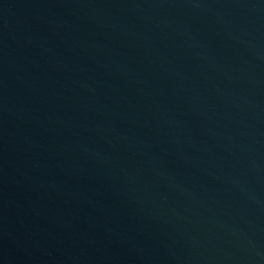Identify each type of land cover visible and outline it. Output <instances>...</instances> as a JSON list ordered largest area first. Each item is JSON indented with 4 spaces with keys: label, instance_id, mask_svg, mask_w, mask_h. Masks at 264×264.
<instances>
[{
    "label": "water",
    "instance_id": "1",
    "mask_svg": "<svg viewBox=\"0 0 264 264\" xmlns=\"http://www.w3.org/2000/svg\"><path fill=\"white\" fill-rule=\"evenodd\" d=\"M0 264H264V0H0Z\"/></svg>",
    "mask_w": 264,
    "mask_h": 264
}]
</instances>
